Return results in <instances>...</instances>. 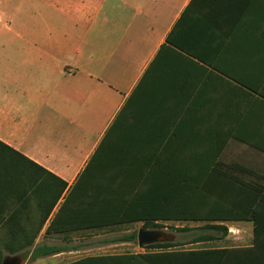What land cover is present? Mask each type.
<instances>
[{
  "label": "crops",
  "instance_id": "obj_1",
  "mask_svg": "<svg viewBox=\"0 0 264 264\" xmlns=\"http://www.w3.org/2000/svg\"><path fill=\"white\" fill-rule=\"evenodd\" d=\"M115 137L127 156L105 160ZM0 141L66 183L41 229L59 242L40 244L67 250L45 256L50 264L132 243L112 241L130 224L93 226L96 213L82 207L58 218L74 187L141 185L146 164L128 155L195 168L216 153L258 174V222L235 221L234 246L202 249H235L226 264H264V0H10ZM86 234L97 240L74 238Z\"/></svg>",
  "mask_w": 264,
  "mask_h": 264
},
{
  "label": "trees",
  "instance_id": "obj_2",
  "mask_svg": "<svg viewBox=\"0 0 264 264\" xmlns=\"http://www.w3.org/2000/svg\"><path fill=\"white\" fill-rule=\"evenodd\" d=\"M230 124L232 127H228V138L234 137L233 123ZM104 143L109 145L112 153L105 160L122 161L127 156L121 138L115 137L114 142L106 138ZM128 157H132V162L146 164L141 185L102 182L83 188L79 184L69 192L57 217L66 210L82 207L96 213L90 220L93 226L99 227L142 222L144 229H153L165 223H202L198 228L177 227L179 233L193 232L191 243L210 242L227 235V223L230 222L254 220L257 224L258 217L253 208L261 192L259 183L252 180L253 177L258 179V174L251 169L235 163H219L217 153L209 158L205 167L195 168L187 163V158L178 167H170L155 157ZM17 168L38 169L26 156L0 141V203L6 202L14 194L17 202L25 208L28 192L15 189L16 185L12 182ZM56 180L63 185L61 194L64 193L66 183ZM15 219V216L0 218V224L12 226L4 240V248L10 254L31 248L25 253H30V260L35 261L67 251L57 246L34 245L42 228L34 233L18 231L14 228L19 224ZM43 225L44 219L39 227ZM52 225L48 228V234L53 229ZM220 232L222 235L219 237ZM137 234L120 235L112 241L136 242ZM181 244L180 241L158 243L144 246L156 251L87 256L68 264H226L224 260L234 258L236 252L235 249L172 248Z\"/></svg>",
  "mask_w": 264,
  "mask_h": 264
},
{
  "label": "rangeland",
  "instance_id": "obj_3",
  "mask_svg": "<svg viewBox=\"0 0 264 264\" xmlns=\"http://www.w3.org/2000/svg\"><path fill=\"white\" fill-rule=\"evenodd\" d=\"M0 18L6 19L9 21L10 18V0H0ZM12 182L15 183L17 190L25 189L28 192L27 204L24 207L20 203L17 202L16 197L12 194L8 197L6 202L0 203V218H7L9 216H15V221L19 222L14 228L18 231H25L26 233H34L38 231L40 228L39 225L41 221L45 217L48 216L51 210L56 206L59 202V198L62 197L63 193L62 188L63 185L55 179L45 175L38 169L34 168H17L14 171L12 176ZM59 194H61L59 196ZM202 223L188 222V223H165L162 224L161 227H156L153 229H160L165 231L170 235H174L175 239L170 242L180 241L179 246L172 247L173 249H202V248H217L220 246H234L235 245V222L227 223L228 233L225 236H222L219 239L210 242H198L191 243L190 241L194 236H191L193 232L189 233H179L177 232V227H188V228H198L201 227ZM12 228L11 224L3 225L0 224V263L6 256H12L14 254H10L4 248V240L8 233V230ZM143 228V223H132L127 227L122 228L121 230H129L131 233H137L139 229ZM151 229V228H150ZM116 236H119V233H116ZM219 237L222 235L220 232ZM112 236V235H111ZM185 236V238L183 237ZM93 235H76V241L78 239H82L83 243L87 245V243H91V241H96V238H92ZM183 237V238H182ZM61 238V237H60ZM59 238V239H60ZM67 238V237H66ZM65 238V239H66ZM71 238V237H70ZM57 239V238H56ZM52 240V238L46 237L44 233L40 231L38 232V236L35 240V244L47 242V243H58L59 240ZM72 239V238H71ZM33 245V246H34ZM32 250L31 248L21 250L15 255H21L24 257L23 264H50L51 261L49 257H45L42 259H37L35 261L30 260V253L26 254L28 250ZM157 249H149L146 247H140L138 241L132 243H120L109 246H94L89 248L80 249L77 251H73L72 253H68V256H65L64 259L53 262L51 264H65L76 259H79L84 256L96 255V254H117V253H139L145 251H156ZM46 259V260H45Z\"/></svg>",
  "mask_w": 264,
  "mask_h": 264
},
{
  "label": "water",
  "instance_id": "obj_4",
  "mask_svg": "<svg viewBox=\"0 0 264 264\" xmlns=\"http://www.w3.org/2000/svg\"><path fill=\"white\" fill-rule=\"evenodd\" d=\"M175 239L174 235H170L160 229H144L138 230L137 241L140 247L170 242ZM24 257L21 255L6 256L0 264H23Z\"/></svg>",
  "mask_w": 264,
  "mask_h": 264
}]
</instances>
